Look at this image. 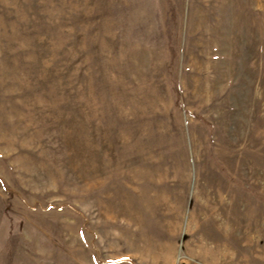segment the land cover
<instances>
[{"label":"rangeland","instance_id":"374dc122","mask_svg":"<svg viewBox=\"0 0 264 264\" xmlns=\"http://www.w3.org/2000/svg\"><path fill=\"white\" fill-rule=\"evenodd\" d=\"M0 264H264V0H0Z\"/></svg>","mask_w":264,"mask_h":264}]
</instances>
